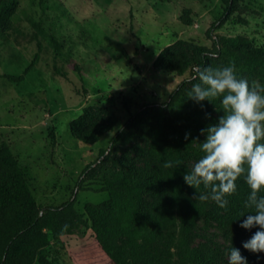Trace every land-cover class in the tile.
Segmentation results:
<instances>
[{"label": "rangeland", "instance_id": "374dc122", "mask_svg": "<svg viewBox=\"0 0 264 264\" xmlns=\"http://www.w3.org/2000/svg\"><path fill=\"white\" fill-rule=\"evenodd\" d=\"M242 6L248 24L231 20L215 33L248 37L264 48V0H244ZM220 15V0H19V16L26 20L14 25L9 41L0 39V144H7L17 159L38 205L59 207L76 198V209L87 218V204L108 200L99 192L105 179L123 167L155 159L156 111L191 74L179 77L162 71L158 57L180 42L209 48L205 33ZM32 61L22 82L2 77L21 75ZM248 76L245 73L250 83L264 85L261 73ZM138 110L147 125L112 148L111 139ZM196 110L190 123L203 142L207 112L218 114ZM110 114L117 119L112 132L92 145L78 140L88 122L97 131L110 123ZM196 161L186 162L189 171ZM90 165L86 177L83 172ZM207 203V215L189 240L181 236L177 222L174 257L185 247L209 244L220 250L222 264H228L231 247L239 249L248 264L263 262L264 253L242 247L258 229L241 228L229 202L225 208L211 199ZM43 255L52 264H112L90 228L52 241ZM138 263L147 264L145 258Z\"/></svg>", "mask_w": 264, "mask_h": 264}, {"label": "trees", "instance_id": "16d2710c", "mask_svg": "<svg viewBox=\"0 0 264 264\" xmlns=\"http://www.w3.org/2000/svg\"><path fill=\"white\" fill-rule=\"evenodd\" d=\"M243 2L220 0V18L205 33L211 43L209 48L180 42L161 52L158 64L162 71L179 77L187 71L191 74L190 78L179 83L168 101L156 111L159 128L153 131L155 159L151 157L141 166L123 167L105 179L99 192L106 193L108 200L87 204V218L76 209V198L59 207L38 205L17 159L7 144H0V264H52L43 251L52 241L74 235L82 228H90L99 248L112 264H139L141 258H145L147 264H222L221 252L213 245L185 247L177 252L176 258L172 249L177 222L179 233L189 240L198 221L207 215L208 208L207 201L197 199L198 193L204 191L203 187L196 190L183 180V175L190 172L186 162L198 160L203 155L199 147L201 140L192 130L190 114L196 109H213L218 115L212 117L207 112L205 128L223 114L219 98L197 103L189 97L190 85L201 83L196 69L235 65L238 77H244L245 73L251 76L254 71L264 77V48L256 46L248 37H224L215 33L231 20L241 25L248 24L243 17ZM25 20L19 16V0H0L1 40L9 41L14 25ZM33 65L34 61L19 76L2 77L22 82ZM73 68L79 76L85 77L77 65ZM142 114L143 111L138 110L114 135L112 148L123 141L126 134L147 125ZM109 117L110 123L97 131L88 122L77 135L78 140L92 145L104 134L112 132L117 119L111 114ZM169 137L173 141L169 142ZM193 143L198 147H193ZM154 160H157V165ZM90 168L91 165L83 172L86 177ZM236 184V192L226 199L242 223L254 210L244 207L249 189L242 176ZM258 264H264V259Z\"/></svg>", "mask_w": 264, "mask_h": 264}, {"label": "clouds", "instance_id": "9594fccd", "mask_svg": "<svg viewBox=\"0 0 264 264\" xmlns=\"http://www.w3.org/2000/svg\"><path fill=\"white\" fill-rule=\"evenodd\" d=\"M196 71L201 83L193 85L189 97L197 103L219 98L223 114L201 129L203 155L183 180L196 190L203 187L198 200L211 199L225 208L226 197L236 192V181L242 176L249 189L244 207L254 211L240 227L258 228L242 247L251 253H264V85L238 77L235 65L198 67ZM228 264H248V260L231 247Z\"/></svg>", "mask_w": 264, "mask_h": 264}]
</instances>
